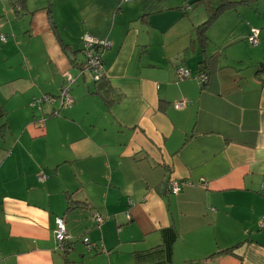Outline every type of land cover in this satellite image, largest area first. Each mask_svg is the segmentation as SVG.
Listing matches in <instances>:
<instances>
[{"label":"crops","instance_id":"1","mask_svg":"<svg viewBox=\"0 0 264 264\" xmlns=\"http://www.w3.org/2000/svg\"><path fill=\"white\" fill-rule=\"evenodd\" d=\"M16 1L0 0V264H264V0ZM84 34L111 43L110 103L79 73Z\"/></svg>","mask_w":264,"mask_h":264},{"label":"built area","instance_id":"2","mask_svg":"<svg viewBox=\"0 0 264 264\" xmlns=\"http://www.w3.org/2000/svg\"><path fill=\"white\" fill-rule=\"evenodd\" d=\"M123 1H132V0H123ZM259 34L260 30L257 28H251L250 33L247 37V41L250 45L256 46L259 43ZM0 40L6 41V37L3 34H0ZM111 43L108 39L98 38L89 34H84L82 36V53L84 56V65L82 66L81 72L87 70L91 73L93 80H98L101 76L104 75V62H103V51L110 47ZM176 75L178 79H182L183 77L189 76V70L183 66H178L176 68ZM196 78L199 82H205L207 80V76L204 73H197ZM64 84L60 90V94L58 96L59 99V108L61 107H70L73 103V98L70 94V85L74 80V76L70 72L63 73ZM51 101L52 98L49 96L42 97L40 99H36L35 101ZM184 101H179L174 104L175 108H182L185 106ZM57 113V111H55ZM42 179V176L39 177ZM168 190L171 193H178L180 190V183L171 179L168 181ZM127 218H130V215L127 214ZM94 220L97 225L102 223L103 218L99 214L94 215ZM56 228L54 231V237L57 243V246L64 250L66 247V243L68 241V234L65 227V222L62 217H56L55 219ZM260 226H264V219H262ZM87 249H94L96 245L91 244L88 238L82 239Z\"/></svg>","mask_w":264,"mask_h":264},{"label":"trees","instance_id":"3","mask_svg":"<svg viewBox=\"0 0 264 264\" xmlns=\"http://www.w3.org/2000/svg\"><path fill=\"white\" fill-rule=\"evenodd\" d=\"M23 2H24L23 0H17L15 2V7L17 9H20L22 6L21 4ZM190 7H191V5H190ZM187 8H189V5L187 6ZM214 16H215L214 13H211V15H209L208 19L205 22L201 23L195 29L199 38L204 39L205 32L208 30ZM81 52H82V49H81ZM83 65H84V63H83ZM83 65H81V67L79 69V73H82L81 70H82ZM200 65H201V63H200ZM198 73H204L207 76V80H208L209 73H208L207 69H204V67L201 68V66H200ZM207 80L205 82H201V85L204 86L205 84H207ZM94 82L96 84V89L94 92L99 94L106 103H110L112 101V100H110L111 87H110L109 83L107 82L105 75L101 76L98 80H95ZM53 113H55V110ZM167 185H168V183H167ZM228 250H231V249L222 250L221 252L226 253Z\"/></svg>","mask_w":264,"mask_h":264},{"label":"rangeland","instance_id":"4","mask_svg":"<svg viewBox=\"0 0 264 264\" xmlns=\"http://www.w3.org/2000/svg\"><path fill=\"white\" fill-rule=\"evenodd\" d=\"M219 28H215V30H212L213 32H211L210 34L216 39V40H219V38H218V35H217V33L219 34V36H220V33H219ZM213 38V40H215ZM248 47H250V46H248ZM73 75V74H72ZM88 75H89V73H88ZM90 76V75H89ZM90 78H91V76H90ZM75 81V80H74ZM73 84V83H72ZM55 101L57 102V103H59V99L57 98V99H55ZM65 108H67V107H64L63 109H65Z\"/></svg>","mask_w":264,"mask_h":264}]
</instances>
